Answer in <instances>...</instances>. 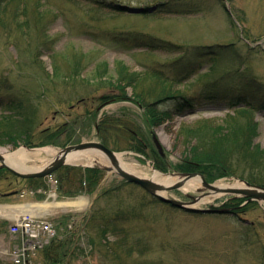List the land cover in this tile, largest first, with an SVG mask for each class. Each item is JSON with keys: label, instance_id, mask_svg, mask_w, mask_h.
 Returning <instances> with one entry per match:
<instances>
[{"label": "rangeland", "instance_id": "rangeland-1", "mask_svg": "<svg viewBox=\"0 0 264 264\" xmlns=\"http://www.w3.org/2000/svg\"><path fill=\"white\" fill-rule=\"evenodd\" d=\"M161 2L168 3L167 12L117 8ZM5 7L6 27L0 25V148L33 149L52 139L48 145L62 149L98 141L116 153L129 152L126 159H134L136 170L146 177L152 174L149 164L160 171L164 165L169 174L181 172L179 165L190 157L197 141L186 139L185 127L209 121L228 131L227 125L251 127L253 121L257 126L252 144L264 150V0H4L0 10ZM127 33L176 47L126 49L122 45L128 43ZM207 47L216 53L207 52ZM121 66L129 73L155 68L167 78L181 80L176 82V94L192 100L194 107L179 114L173 110L171 117L150 127L132 87L120 88ZM216 80L232 85L234 91L223 97L210 95L208 84ZM234 98L243 101L234 103L230 100ZM240 110L251 113L239 114ZM27 128L29 134L19 133ZM152 133L163 145V162ZM131 136L143 141L145 152L134 148L137 141ZM15 141L18 147L13 146ZM46 161L50 160L38 154L28 165L42 166ZM235 166V174L215 178L217 171L211 169V174L202 175L210 184L238 180L262 185L254 183L263 178L260 169L245 163ZM55 178H46L48 187L28 200H89L86 208L37 209L56 227L55 241L69 243L65 264H264V203L250 202L237 216L209 214L200 210L236 207L243 200L227 195L194 204L198 211H186L158 201L115 171H105L93 193L76 196L66 194L68 183L54 184ZM32 186L11 174L0 177V216L11 218L12 206L25 202L7 194L37 189ZM200 189L208 191L202 184ZM198 190L187 194L200 196ZM166 195L189 201L180 189ZM3 222L0 219V264H13L10 253L19 239L11 234L12 222ZM43 255L44 250L33 264H40Z\"/></svg>", "mask_w": 264, "mask_h": 264}, {"label": "trees", "instance_id": "trees-1", "mask_svg": "<svg viewBox=\"0 0 264 264\" xmlns=\"http://www.w3.org/2000/svg\"><path fill=\"white\" fill-rule=\"evenodd\" d=\"M2 1L4 3V0H0V4ZM118 7L119 6H117V8ZM6 8L7 7L0 10V25L5 27V18L9 15V11H7ZM23 11L26 14V11ZM167 11V8H163V12ZM14 14L16 16L19 15L18 8L17 13L15 10ZM127 37L129 39L127 40L128 43L124 42L122 45V47H125L126 49L142 47L150 50L169 51L176 47L172 43H167L148 35L127 33ZM204 49L211 54L216 53L213 47H207ZM127 70L128 69L125 66H121L119 69L120 88L125 89L127 87H132L134 90V100L137 101L138 105L145 108L147 123L150 127L160 124L163 117H171L175 114L174 111L176 114H179L187 108L194 107V104H187L188 100L184 98L182 93L176 94V82L181 83V80L167 78L162 71L156 70L155 68L147 69L144 72L133 73H129ZM222 83V81L218 80L209 83L207 88L208 93L210 95L215 94L218 97H223V94L227 95V93L234 91L235 88L232 85L224 86ZM118 100H131V98L120 97ZM230 100L234 101V103L243 101L238 100V98ZM172 101L175 102L170 104ZM161 107L163 108L162 110ZM249 112V110H240L239 114ZM26 121H28V118H26ZM107 122L108 121H103L102 124L104 125ZM102 124L99 127L100 130L102 129ZM230 124L232 123L230 122ZM249 126L252 128L236 122L234 125H227L229 130L225 131L223 126H213L209 121H204L197 127H185L182 130L186 139L194 138L197 141L191 148L190 157L185 158L183 163L179 165V169L181 172H200L203 174L206 172L211 174V169H213L214 171H217L214 175V177L217 178L229 174H235L236 172H234V170H237L235 165L245 163L252 169L261 170L260 172L263 178H259L261 181L257 179L254 183L264 185V150L258 146H253L252 144L253 137L256 136L254 134V129H256L257 124L252 121L249 123ZM28 129L29 128L22 132L19 131V133L27 135L29 134ZM8 133L10 134L9 138L13 139L14 137L18 141L14 134L11 132ZM240 135H243V138L237 139ZM131 137L133 138V141L136 140L133 136ZM17 141L13 142V146L18 147ZM136 141L137 144L134 148L138 152H145L144 147L142 146L143 141ZM51 143H53L52 139L50 141L47 140L46 143H42L43 145L40 144L38 146H45ZM163 161L164 160H162V162ZM158 168L163 171L166 169H164V165ZM5 173L10 174L8 170H0V177H3ZM103 175L104 171L98 167L74 168L71 166L61 168L56 174L59 184L61 182L68 183L70 190H66V194L69 196H76L81 193H93L103 178ZM29 182L37 188L43 187L44 189L48 187L45 183V179H33L29 180ZM69 246V243L54 240L50 246L44 249L42 264H65L67 256L70 254Z\"/></svg>", "mask_w": 264, "mask_h": 264}, {"label": "bare ground", "instance_id": "bare-ground-1", "mask_svg": "<svg viewBox=\"0 0 264 264\" xmlns=\"http://www.w3.org/2000/svg\"><path fill=\"white\" fill-rule=\"evenodd\" d=\"M120 6H122V5H120ZM154 6L156 7V9L154 11H161L162 12L163 8H166L168 6V3L167 2H161V3L154 5ZM154 6H150V7H146V8L148 9V8H151ZM154 11H152V12H154ZM152 12H149V13H152ZM145 13H146V11H145ZM140 48H142V47H140ZM184 98L188 100L187 104H189V105L193 104L192 100H189L185 96H184ZM141 107H143V106H141ZM154 138H158V135L152 133V142H153L154 146L156 147L158 154L164 160L165 152H164L163 145L161 144V141L158 138L160 145L162 146L163 152H164V155L162 156V154L158 150L157 146L155 145ZM81 143H83V142H81ZM45 146H47V147H45ZM45 146H37L36 148H33V149H31L30 147L29 148L22 147L21 149L14 151V152H10L8 150H5L4 148H0V154L5 157L6 163L9 166H11L12 168H14L15 170H17L18 172H21V173H28V172H34V171L36 172V171H39L46 166H49L52 162H54V160L56 158H58L60 156V154L62 153V151H63L62 149L65 148L64 147L62 149H57V148L49 146V145H45ZM70 146H72V145H70ZM66 147H68V146H66ZM38 154L39 155L44 154L46 156V159H48L50 161L49 162L46 161L45 164L42 166H40V165L29 166L28 163L31 160V158L33 156L36 157ZM129 155H131L129 152H119V153L115 152V158L118 161V164L120 165V167L124 171L129 172L130 174H134L136 176L142 177V178L149 179V180H151L157 184H161L164 186H171V185L177 184L178 182H183L184 185L180 188V190L186 194L187 198H188V195H190V194H187V192L198 190L200 184H202V182H201L202 180H201L200 176H198V175L194 176L190 179L183 178V177L178 176V175H172L171 173L170 174L166 173L165 171H160L156 168H153L150 164L148 165V167L150 168L152 174L144 177L143 175H141L136 170V165L133 163L135 160L134 159H131V160L126 159V157ZM66 162L68 165H72V166H92L93 164H99V165L109 164L112 166L111 161L104 154H102L101 152L94 150V149L74 151L68 155ZM0 165H1V163H0ZM65 166H67V165H65ZM65 166H63V167H65ZM63 167H61V168H63ZM2 169L8 170L6 168H0V170H2ZM60 169H58V170H60ZM8 171L10 172L11 175H13L18 180H23V181L29 182V180L36 179V178H22V177H19V176L13 174L10 170H8ZM57 171L52 174V179L56 177ZM115 172H116V170H115ZM178 173H181V174H187V173L202 174L200 172H178ZM56 178H55L54 182H59L58 177H56ZM252 185H255V184H252ZM213 186L215 187L216 190H209V191H207L208 193L202 192L200 195V196H202V198L199 201V203L200 202L201 203L210 202V200H212V199H217V198H221L223 196L232 195L237 200L238 199L243 200V204H239V206H236V207H235V205L233 206V204H230L232 201H230V203H229L230 207H226L228 209L235 210L233 212V214L235 215L236 213H241L243 211V209H245L247 206H249L250 202H254V203L257 202V201L248 202L246 198H244L238 194H230V193L226 192L227 190H231V189L245 190L246 188H248L247 185L245 184V182H241L238 180H232V181H224V180L218 181L217 180V182L215 184H213ZM255 186H260V187L264 188V185H255ZM33 187L34 186H32V188ZM37 190H39V191H37ZM176 190H179V189H176ZM42 191H43L42 188H37V189H30V190L19 189V190L14 191V192L18 194L17 197H20V198L25 199L26 201L30 202V200L33 201L30 198L31 196H35L38 193L40 194V193H42ZM172 191H175V190H172ZM169 192H171V191H169ZM166 193L162 192L160 194L162 196L167 197ZM53 198H56V196L53 195ZM28 199H30V200H28ZM156 199L162 203H165L167 205L174 207L173 205L166 203V202H163L162 200H160L158 198H156ZM169 199H173V198H169ZM174 200H176V199H174ZM177 201H180V200H177ZM180 202H182V201H180ZM186 203H191V200L189 199V201H187ZM258 203H264V202H258ZM88 205H89V200L87 198H84V197H81L78 200L68 201V202H57V201H54L51 203H49V202L32 203L31 202L25 206H22V207L29 208V209L23 210L22 212H23V215L29 214V217L32 220H34L33 216H39L41 214L40 211H37V209H41V208H43V209L47 208L48 209V207H52V208H61V207L86 208ZM190 205H192V204H190ZM196 205H198V204H196ZM174 208H177V207H174ZM210 208H212V207H210ZM210 208H208V209H210ZM178 209H181V208H178ZM183 210H185V209H183ZM9 221L12 222L11 228H13L14 226H20L21 225V222L18 219L17 220L11 219V220H8V222ZM3 224H5V223H3ZM11 234H12V231H11ZM39 251H41V247L35 249V252L38 253ZM10 256H11V260H12L13 264H33V260L35 257H37V254L32 252V251L20 252L13 247V249L10 253ZM38 263L42 264V261H40Z\"/></svg>", "mask_w": 264, "mask_h": 264}, {"label": "water", "instance_id": "water-1", "mask_svg": "<svg viewBox=\"0 0 264 264\" xmlns=\"http://www.w3.org/2000/svg\"><path fill=\"white\" fill-rule=\"evenodd\" d=\"M122 8L125 10H128V12H131V13H142L145 11L152 12L156 9L155 6L148 8V9L143 8V7H140V8L122 7ZM154 142H155V145L157 146L158 150L160 151V153L163 156L164 155L163 148L160 145L158 138H154ZM88 149H94V150L101 152L111 161V164H112L111 167H103L106 171H115L116 170V173L122 179L126 180L127 182L134 183V184L141 186L142 188H144L147 192H149L150 194H152L156 198L162 200L163 202L169 203V204L173 205L174 207L185 209L188 211H198L197 209L192 208V205L198 203L201 200L202 196L188 195V198H190L192 201H191V203H186V202H180V201H177L174 199H169L168 197L162 196L160 194L162 192L166 193V192H169L172 190L180 189L184 185L183 182H178L177 184H174L171 186H164L161 184H157V183H155L149 179L142 178V177L136 176L134 174H130L129 172L124 171L120 167V165L118 164V161L115 158V152L110 150L104 144H102L101 142H98V141L83 142V143H80L77 145L65 147L64 149H62L63 151L60 154V156L58 158H56L54 160V162H52L49 166H46V167H44L41 170L36 171V172L35 171L34 172H28V173L18 172L17 170H15L11 166H9L6 163L5 157L0 154V163H1L0 168H6V169L10 170L13 174H15L19 177H22V178H44V177L52 175L58 169L67 165L66 159L70 153H72L74 151H82V150H88ZM172 175H178V176H181L183 178H188V179L198 175V176H200V178L202 180L201 182H202L204 190H208V191L209 190H216L215 187L213 186V184H210L202 174L173 173ZM245 184L248 187L245 190L231 189V190H227L226 192L230 193V194H238V195L246 198L248 202H250V201L264 202V188H262L260 186L252 185L248 182H245ZM198 192H202V190L200 189V190H198ZM190 204H192V205H190ZM200 211H202L203 213H218V214H220V213H227V212L231 211V209L221 207V208H210V209L200 210Z\"/></svg>", "mask_w": 264, "mask_h": 264}, {"label": "built area", "instance_id": "built-area-1", "mask_svg": "<svg viewBox=\"0 0 264 264\" xmlns=\"http://www.w3.org/2000/svg\"><path fill=\"white\" fill-rule=\"evenodd\" d=\"M20 222V226L14 227V232H18L19 227H21L24 230L25 234L33 239L38 238L40 234H43V236L45 237H51L54 235L52 226L47 222H40L35 219L32 220L30 217H25ZM25 250L26 249H24V251Z\"/></svg>", "mask_w": 264, "mask_h": 264}, {"label": "crops", "instance_id": "crops-1", "mask_svg": "<svg viewBox=\"0 0 264 264\" xmlns=\"http://www.w3.org/2000/svg\"><path fill=\"white\" fill-rule=\"evenodd\" d=\"M14 198H17V197H14ZM26 202H29V201H26ZM29 203H31V201ZM18 207H20V204L19 203L14 204L15 210H14V212L11 210L12 213L10 214V217H16V216H18V215L21 214V210H19ZM6 217L7 216H0V219L6 220L7 219Z\"/></svg>", "mask_w": 264, "mask_h": 264}, {"label": "flooded vegetation", "instance_id": "flooded-vegetation-1", "mask_svg": "<svg viewBox=\"0 0 264 264\" xmlns=\"http://www.w3.org/2000/svg\"><path fill=\"white\" fill-rule=\"evenodd\" d=\"M235 215L237 216L238 214L236 213Z\"/></svg>", "mask_w": 264, "mask_h": 264}]
</instances>
